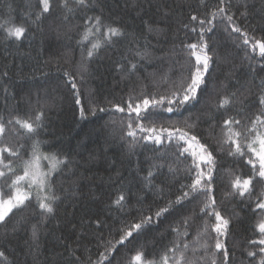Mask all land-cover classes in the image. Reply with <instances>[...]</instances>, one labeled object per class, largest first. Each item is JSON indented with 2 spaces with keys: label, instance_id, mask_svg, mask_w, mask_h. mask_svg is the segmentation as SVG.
<instances>
[{
  "label": "trees",
  "instance_id": "obj_1",
  "mask_svg": "<svg viewBox=\"0 0 264 264\" xmlns=\"http://www.w3.org/2000/svg\"><path fill=\"white\" fill-rule=\"evenodd\" d=\"M28 2L29 0H0V23L12 21L20 24L28 11L25 7ZM31 2L35 3L36 0ZM96 3L98 6L86 11L78 10L75 18L67 24H62L57 19L59 9L54 4L53 14L43 20L40 28L31 25L21 41H6L3 38L6 33L0 31V117L7 121L14 115L27 116L42 110L44 127L40 129L38 137L43 142L42 151L59 153L61 158L66 155L79 164V168L74 169L77 173L75 177L68 173L67 168L53 173L58 187L62 185V190L58 193L61 199L54 205L53 214L41 218L39 215H30L31 208L26 212L14 210L6 218V225L0 224V251L6 252L11 264H24L25 261L33 264L32 255H26L30 245L36 247L39 253L37 264H67L75 258L69 249L75 250V255L82 259L91 256L96 260L99 253L104 251L101 236L110 238V230L119 228L122 221H131L134 217L138 219L141 210L144 215H148L149 206H152L154 212L157 205L164 206L169 199L175 200L181 194V185L190 183L187 169L192 164V157L186 154L187 159H177L175 141L165 139L162 145L144 142L147 147L142 143L133 154L119 140L118 131L116 140L105 143L101 130L112 119L119 121L122 116L126 118V114L114 112L112 105L126 107L133 87L136 91L132 95L139 94L145 83L148 85L145 89L148 95L165 91L166 85L154 88L151 79L138 80L137 76L167 71L176 59L170 55L172 49L175 47L179 51L182 43L196 42L198 39V22L190 21V16L195 14L204 18V14L218 4V0H205L207 7L201 6L200 0H96ZM236 3L237 0H232L233 5ZM247 4V19L239 18L236 22L242 30L248 32L250 38L262 39L264 0H247ZM232 11H236V8L233 7ZM95 15H101L105 23L120 26L126 35L114 38V44L103 47L94 57L87 58L86 48L90 47L89 42L85 41L83 46L77 42L84 30L86 17ZM236 15L239 17V12ZM146 22L162 31L148 32ZM185 24L189 27L185 28ZM193 26H197L195 33L191 31ZM225 27L226 22L217 19L215 29L205 35L211 49L210 54L214 53L209 67V88L213 84H224L231 92L239 87L237 81L244 84L254 79L259 84L261 78H264V59L260 57L258 50L253 54L250 47H237V43L242 45L236 39L238 34L232 33L230 36V29L225 31ZM89 39L94 40L96 37ZM136 49H147L150 56L145 61H140L136 75L130 79H122L123 74L117 70L116 64L119 62L127 65L128 61L123 57L133 59ZM225 57L227 64L221 59ZM184 58L181 53V59ZM82 61L88 64V72L83 79L76 72L77 65ZM192 63H195L194 58ZM229 69L231 79H226ZM66 70L74 77L75 89L69 82L70 78L64 75ZM5 72L8 73L7 76L3 75ZM255 91L253 88V92ZM77 99L80 104L76 103ZM201 107V104L188 105L181 113L160 110L156 125L171 126L190 115L192 121H195L196 116L200 115L194 132L202 142L212 144L215 149V142L211 139L212 126H218L227 116L240 119L241 116L237 115L240 105H234L227 112L216 113L213 110L210 114H202ZM93 108H105L107 111L97 110L93 115ZM81 109L85 110L83 118L80 116ZM255 111L257 109L253 108L252 112ZM210 115L214 118L210 119ZM243 115L251 113L245 112ZM216 131H219L218 127ZM17 140L16 137L11 138L13 144ZM18 142L25 145V152L30 151L31 141L19 138ZM181 146L186 147V144L181 142ZM160 153H166L179 169L175 176H157L154 183L161 186L163 181V193L145 188L142 180L147 175L146 159ZM90 154L94 158L90 159ZM217 155L219 163L215 173L214 194L223 214L233 217L227 238L228 247L232 249L233 245L243 246L249 238H255L252 226L257 217L240 204L239 200L224 199L225 187L221 177L227 172L246 174L250 169L243 163V159L229 157L226 153ZM141 168L144 169L143 172ZM164 171L167 173V169ZM0 189L8 192L2 179ZM121 192L128 198L123 211L112 204ZM138 198H142L141 203H137ZM201 199L203 197H198L192 203L185 201L182 205H175L160 218L153 216V223L147 226L139 238L140 243L146 246L149 258L153 254L162 253L165 246H170V242L177 239L172 228L178 227L181 234L184 232L183 218L192 215L194 207L195 212L199 213L196 205ZM23 216H28V220L18 223ZM98 219L101 221L100 227L96 224ZM203 221V217L196 219L188 229L190 234L182 238L192 241ZM34 224H38L39 228L35 245L31 236ZM14 225L16 230L13 229ZM234 251L235 264H240L245 256L241 255L240 248H235ZM132 254L134 253L121 248L115 259L111 256L109 259L113 264H116V260L126 264Z\"/></svg>",
  "mask_w": 264,
  "mask_h": 264
},
{
  "label": "snow or ice",
  "instance_id": "obj_2",
  "mask_svg": "<svg viewBox=\"0 0 264 264\" xmlns=\"http://www.w3.org/2000/svg\"><path fill=\"white\" fill-rule=\"evenodd\" d=\"M200 2L201 6L207 7L205 0ZM54 4L59 9L57 19L62 24L70 23L78 10L86 11L98 6L96 0H36L35 3L29 0L25 5L28 11L20 24L17 25L12 21L0 23V31L6 33L4 40L21 41L29 32L31 25L40 28L43 20L53 14ZM233 7L236 11H232ZM248 8L247 0L243 2L237 0L235 5L232 4V0H218L213 10L204 14V18L192 14L190 21L198 22L199 27L196 42L182 43L179 51L174 47L170 55L176 59L167 71L153 72L149 76H137L138 80L151 79L154 88H159L161 84L166 85L165 91L148 95L145 92L148 85L145 83L137 95L131 94L136 91L135 87L130 89L126 107L120 104L112 105L114 112L126 114V118L122 116L119 121L112 119L103 126L101 131L105 143L116 140L118 131L119 140L127 146L130 153L134 154L138 145L143 143L147 147L144 142L162 145L165 139L170 142L175 141L177 159L180 157L187 159L186 154L192 157V164L187 169L190 183L181 185V194L176 196L175 200L169 199L164 206L157 205L154 212L152 206H149L148 215H144L141 210L138 219L134 217L131 221H122L119 228L110 230V238L105 239L101 236L104 251L99 253L98 259L93 260L91 256L82 259L81 256L75 255V250L69 249L75 258L69 260L67 264H105V261L107 264H113L109 257L115 259L121 248L134 253L126 264H235V248H240L241 255L245 256L240 264H264V78H261L259 84L254 79L244 84L237 81L239 87L236 91L229 92L224 84H213L210 89L208 74L214 53L210 54V46L205 40L206 33L215 29L216 21L219 19L221 22H226L224 30L230 29V36L232 33L238 34L236 39L241 41L242 45L237 43V47H250L253 54L258 50L260 57L264 59V38H250L248 32L242 30L236 22L239 18L247 19ZM236 12H239V17ZM84 24V30L77 43L83 46L85 41L89 42L90 47L86 48L87 58L94 57L103 47L114 44L116 42L114 38L126 35L120 26L105 23L101 15L87 16ZM145 27L148 32L162 31L147 22ZM184 27L188 28L189 25L185 24ZM191 31L195 33L197 26L191 27ZM90 37H96V39L90 40ZM181 53L184 54V59H181ZM149 56L147 49H136L133 59L124 56L123 59L128 61L127 65L119 62L116 64L117 70L123 74L122 79H130L136 75L140 61H145ZM246 56H248L247 53ZM193 58L195 63H192ZM248 58L251 59V57ZM221 59L224 64L228 63L226 57ZM76 72L83 79L88 72V64L82 61L77 65ZM3 75L7 76L8 73L5 72ZM64 75L70 78L69 82L75 89L74 77H71L67 70ZM226 79H231V69ZM253 88L256 89L255 92ZM76 103L80 104V100L77 99ZM195 104L202 105L200 110L202 114H210L213 110L216 113L227 112L234 105H240L237 111V115L241 116L240 119L227 116L221 124L212 126L211 139L215 142V149L212 144L202 142L194 132L200 115L196 116L195 121H192L190 115L174 122L171 126L161 124L157 127L156 125L160 110L167 113H181L188 105ZM253 108L257 111L252 112ZM97 110L107 111L105 108H93L92 114L95 115ZM245 112L251 115H243ZM80 116L85 117L84 109H81ZM209 118L214 117L210 115ZM43 127L42 110L27 116L14 115L7 121L0 117V179L8 189L7 193L0 189V224L6 225V218H9V214L14 210L26 212L31 208L30 215H39L41 218L53 214L54 205L61 199L58 193L62 190V185L58 187L53 173L62 172L64 168H67L71 176L77 175L74 169L79 168L78 163H74L66 155L61 158L59 153L42 151L43 142L38 137ZM12 137L31 141L30 151L25 152V145L18 140L13 144ZM6 140L8 142H5ZM181 142L187 147H182ZM193 146L198 150L189 153V149ZM225 153L229 157L243 159V163L249 166L250 170L241 175L227 172L221 177L225 187L224 199L239 200L240 204L257 217L252 226L255 238H249L243 246L233 245L232 249L228 247L227 238L233 217L223 214L214 194L215 173L219 163L217 154ZM92 158L94 157L90 154V159ZM43 161L49 162L47 167L44 166ZM145 162L148 168L147 175L142 177L144 187L163 193V181L161 186L156 185L154 181L157 176H175L179 171L174 166L175 162L166 153L148 157ZM143 171L144 169L141 168V172ZM198 197H203L196 205L199 207V213L195 212L194 207L193 214L183 218L184 232L181 234L178 227L172 228V231L177 234V239L171 241L170 246H165L162 253L153 254L149 258L146 246L140 243L139 238L147 226L153 223V216L160 218L169 213L175 205H182L185 201L192 203L197 201ZM141 202L142 198H138L137 203ZM126 203L128 198L123 192L112 201V204L121 211L125 209ZM200 217L204 218L203 225L193 240L183 239L182 237L190 234L188 229L191 224ZM27 220L28 216H23L18 223H24ZM96 224L100 227L101 221L98 219ZM13 229L16 230L15 225ZM38 231V224H34L31 232L33 245L38 238ZM129 245L131 247H128ZM26 255H32L33 264H37L39 253L36 247L30 245ZM0 264H11L5 251H0ZM24 264L27 262L25 261ZM116 264H122V261L116 260Z\"/></svg>",
  "mask_w": 264,
  "mask_h": 264
},
{
  "label": "rangeland",
  "instance_id": "obj_3",
  "mask_svg": "<svg viewBox=\"0 0 264 264\" xmlns=\"http://www.w3.org/2000/svg\"><path fill=\"white\" fill-rule=\"evenodd\" d=\"M186 147H187V145H186ZM197 150L198 149H196V147L193 146L192 148L189 149V153L192 152V151H197ZM42 163L44 164L45 167H47L49 162L48 161H43Z\"/></svg>",
  "mask_w": 264,
  "mask_h": 264
}]
</instances>
